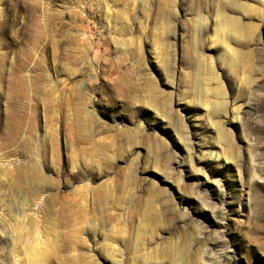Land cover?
Segmentation results:
<instances>
[{
	"label": "rangeland",
	"instance_id": "374dc122",
	"mask_svg": "<svg viewBox=\"0 0 264 264\" xmlns=\"http://www.w3.org/2000/svg\"><path fill=\"white\" fill-rule=\"evenodd\" d=\"M0 264H264V0H0Z\"/></svg>",
	"mask_w": 264,
	"mask_h": 264
},
{
	"label": "bare ground",
	"instance_id": "6f19581e",
	"mask_svg": "<svg viewBox=\"0 0 264 264\" xmlns=\"http://www.w3.org/2000/svg\"><path fill=\"white\" fill-rule=\"evenodd\" d=\"M224 25H223V29H221L222 31L229 30L232 32V34L234 33L235 35H239L240 32L242 31L237 21L227 20L226 23L224 22Z\"/></svg>",
	"mask_w": 264,
	"mask_h": 264
}]
</instances>
